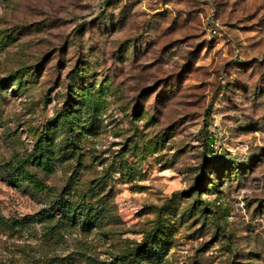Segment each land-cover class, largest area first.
<instances>
[{
  "label": "rangeland",
  "instance_id": "374dc122",
  "mask_svg": "<svg viewBox=\"0 0 264 264\" xmlns=\"http://www.w3.org/2000/svg\"><path fill=\"white\" fill-rule=\"evenodd\" d=\"M3 34L0 213L45 207L4 167L33 150L86 65L96 90L111 86L85 132L77 187L105 182L117 218L111 239L95 231L53 243L39 225L0 228V264L115 262L160 217L166 243L148 264H264V0H0ZM24 68L38 73L18 93ZM76 167L33 172L62 189Z\"/></svg>",
  "mask_w": 264,
  "mask_h": 264
},
{
  "label": "trees",
  "instance_id": "16d2710c",
  "mask_svg": "<svg viewBox=\"0 0 264 264\" xmlns=\"http://www.w3.org/2000/svg\"><path fill=\"white\" fill-rule=\"evenodd\" d=\"M0 36V46L6 45L8 35ZM24 68L28 80H24L25 73L13 85V90L25 93L26 84L37 75V71ZM90 67L81 66L70 76L65 94L62 95L61 105L47 125L34 133L33 150L24 158H17L4 167L6 181L16 187L31 188L43 195L45 207L33 215L20 219H5L0 213V228L6 231H24L33 225H39L43 237L47 241L58 243L65 235H88L95 231L111 239V226L116 223L117 215L113 204V194L105 188V182L100 179L94 186L80 189L82 168L87 161V154L83 153L84 136L92 124L99 125L100 112L108 102L105 91H109V80H102L96 90ZM93 79H95L93 77ZM98 80V78H97ZM68 163H76L74 180L62 189H55L39 179L34 170L52 175L59 168ZM206 167V164H205ZM207 177L206 171L195 180V187H199L202 178ZM166 225L160 217L156 226L144 233L141 243L135 246H125L117 253H113L115 262H103L92 258L86 259L87 264H148L154 261L165 242Z\"/></svg>",
  "mask_w": 264,
  "mask_h": 264
}]
</instances>
